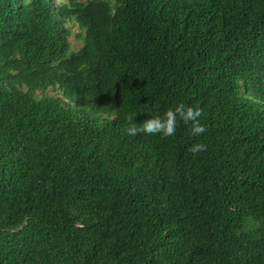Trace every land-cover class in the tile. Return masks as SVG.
I'll list each match as a JSON object with an SVG mask.
<instances>
[{"label":"trees","instance_id":"1","mask_svg":"<svg viewBox=\"0 0 264 264\" xmlns=\"http://www.w3.org/2000/svg\"><path fill=\"white\" fill-rule=\"evenodd\" d=\"M0 264H264V0H0Z\"/></svg>","mask_w":264,"mask_h":264},{"label":"clouds","instance_id":"2","mask_svg":"<svg viewBox=\"0 0 264 264\" xmlns=\"http://www.w3.org/2000/svg\"><path fill=\"white\" fill-rule=\"evenodd\" d=\"M202 116L203 109L200 107L179 102L169 107L162 116L154 115L139 123L135 121L136 114H128L125 118L127 127L124 131L130 136L145 134L149 136L160 135L161 137H170L175 135L179 119L190 126V135L199 137L207 131L206 126L201 122ZM206 147L204 143L197 142L189 147V151L193 154H199L205 151Z\"/></svg>","mask_w":264,"mask_h":264},{"label":"rangeland","instance_id":"3","mask_svg":"<svg viewBox=\"0 0 264 264\" xmlns=\"http://www.w3.org/2000/svg\"><path fill=\"white\" fill-rule=\"evenodd\" d=\"M60 1L64 2V1H66V0H56V2H60Z\"/></svg>","mask_w":264,"mask_h":264}]
</instances>
